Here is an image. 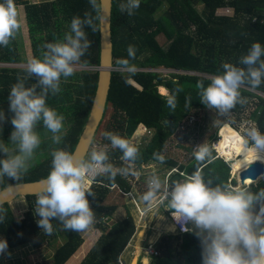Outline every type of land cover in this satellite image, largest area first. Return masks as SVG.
Masks as SVG:
<instances>
[{
	"label": "trees",
	"instance_id": "1",
	"mask_svg": "<svg viewBox=\"0 0 264 264\" xmlns=\"http://www.w3.org/2000/svg\"><path fill=\"white\" fill-rule=\"evenodd\" d=\"M122 2L126 0H112L110 28L113 65L124 66L121 60H128L131 66L137 68L164 66L189 70L192 74L170 72V76L166 77L153 70H136L127 75L112 71L107 102L98 128L102 130L103 150L108 154V163L115 169H131L132 167L121 159L123 153L118 148L111 147V141L104 133H118L123 138L130 139L139 126H144L152 128L154 133L148 142H143L142 147L138 148L139 155L134 164L140 166L141 163L152 160L160 162L154 158V154L158 153L165 158L160 163L171 166L176 162L162 154L165 141L173 133L178 122L194 107L207 108L200 102L197 83L202 81L207 86L210 77L205 75L221 74L222 65L225 63L244 67L239 64V60L247 54L253 43L259 42L264 47V0H140V7L132 16L119 11V4ZM15 3L23 8L32 58H42V52L46 50L43 46L46 43L62 40L64 34L70 31L74 17L84 18L86 12L92 11L89 0H15ZM199 4L202 8L197 12L195 6ZM164 6H167L166 10L160 15L157 14ZM225 9L233 10V14L220 12ZM253 18L258 21L254 23ZM85 31L91 41V47L78 64L83 68L76 70L71 77H62L61 91L56 95L49 94L46 101L48 106L65 117L64 129L60 133L61 142L53 143L52 133L43 127L42 121L38 123L36 131L40 134L42 143L29 162L28 172L19 180L5 177L3 183H0V191L12 184L47 178L51 171L54 150L64 148L73 153L97 85V70L88 69L87 66L99 64V31L97 29L93 32L88 27ZM20 33L19 30L7 47L0 46V111L7 117L6 122L0 123V140L6 144L10 143V136L14 131L8 96L12 85L17 82V77L26 76V67L12 66L27 60L22 56L24 41L19 39ZM159 35L165 38L164 44L157 40ZM129 45L135 46V59L128 56ZM261 59H264V56ZM129 78L141 89L129 84ZM35 82V78H32L27 80L26 84L30 86ZM158 87L168 90L169 95L159 94ZM177 88L183 90L177 93ZM255 89L264 92V80ZM240 91L247 102L243 105L237 104L231 111L248 112L247 115L264 133V98L247 89L241 88ZM256 97L259 101L254 99ZM186 98L191 100V105L187 107ZM170 100L175 101V109L169 107ZM50 147L52 150L49 152H42ZM209 149L211 157L202 162L195 159L193 165L186 166L187 173L192 174L201 166L206 181L212 180L214 185L236 187L235 179L229 182L230 165L222 159H212L214 153L210 147ZM4 158V154L0 153V159ZM129 174L132 172L129 171L126 177ZM109 175L107 173L98 178L102 185L90 187L93 195L88 199L95 213V229H98L100 234L80 264H118L119 254L126 244L130 245L131 239L136 237L133 236L136 224L129 211L126 209L122 219L113 220L117 206L104 203L110 192L109 187L116 185L122 191L129 190L123 175L117 173L114 179H109ZM248 188L252 192L259 191L264 188V179ZM36 198L37 196L25 197L28 206L21 219L16 218L9 203L0 206L5 210L0 213L5 216L0 223V239L7 240L8 248L27 243L36 247L47 241L56 248L53 264L73 262V255L77 254L85 241L83 231L65 230L58 221L53 220L52 234H45L37 223L39 217L34 211ZM105 218L106 223L103 221ZM189 228L185 234L166 236L159 244V254L152 257L150 264H202L201 242L191 231L190 224ZM140 232L145 233L143 228ZM143 238L144 236H141L142 241ZM128 244L125 249L129 247ZM137 256L136 259L132 256L130 264H136Z\"/></svg>",
	"mask_w": 264,
	"mask_h": 264
},
{
	"label": "clouds",
	"instance_id": "2",
	"mask_svg": "<svg viewBox=\"0 0 264 264\" xmlns=\"http://www.w3.org/2000/svg\"><path fill=\"white\" fill-rule=\"evenodd\" d=\"M105 3L106 0H89L92 11L86 12L84 18L74 17L70 24V31L64 34L63 39L46 43L43 46L46 50L42 52V58L29 60L26 76L17 77V82L12 85L8 101L9 111L13 114L11 124L14 131L11 133L10 143L6 144L0 140V153L5 156L4 159H0V183H3L5 177L10 180H19L28 172L29 162L42 143L41 136L36 131L38 123L42 121L43 127L52 133L53 143L61 142L60 133L64 129L65 117L48 106L46 101L49 94L56 95L61 91V78L74 75L76 65L81 62V58L91 47L85 28H91L93 32L97 31L99 22L104 19ZM139 7L140 0H126L119 4V11L132 16ZM20 28L21 22L15 0H2L0 2V46L7 47ZM127 53L130 58L135 59V46L129 45ZM262 56H264V47L259 42L253 43L247 54L239 60V64L244 67L225 63L222 65L221 74L208 75L210 83L207 86L202 81L198 82L196 88L199 90L200 102L210 110L215 109L221 116L229 115L237 104H245L247 101L241 95V88L245 86L258 88L264 80ZM121 63L124 66L112 65V67L127 68L119 71L122 73L136 70L155 71L159 67L137 68L131 66L128 60H121ZM160 67L173 70L169 67ZM87 68L97 70L98 66H87ZM112 71L115 70L112 69ZM180 71L189 70L179 69L176 73H181ZM32 78H35L36 82L30 86L27 85L26 81ZM128 82L137 87L132 78H129ZM182 90V88L176 89L177 93ZM190 105V98H186V107ZM169 107L175 109L174 100L169 101ZM6 120L5 113L0 111V123ZM181 121L182 119L178 124ZM189 127L191 131H194L193 126ZM219 128L212 141L199 143L201 145L195 148L192 160L202 162L210 158V147L214 153L212 159L218 158L227 162L232 175L231 161L216 156V151L211 147V143H216L220 138ZM104 136L111 141L112 148H118L123 153L121 159L132 168L115 169L111 163H108L109 157L104 150L92 151L88 160L78 158L64 148L54 150L51 171L43 181L45 188L37 196L34 210L35 215L39 217L38 226L45 234H52L53 220L58 221L65 230L76 232L87 230L94 224L95 213L88 199L93 193L90 191L88 177L97 172L108 173L109 179H114L117 173L126 175L131 171L132 174L123 176L129 187L137 183L144 184L141 176L150 174L147 179L148 191L145 189L142 193V199L147 206L145 208L148 209L149 204L157 198L162 187L163 176L155 175V169L150 168L149 165L154 164L165 169L166 167L160 163L164 161V156L156 153L154 158L160 162L152 160L137 166L134 162L138 158V148L142 147V140H138V144L133 142L132 137H136V134H133L130 139L113 132H105ZM246 136V152L250 156H246L245 159L255 163L264 157V133L258 127L252 126L247 130ZM249 143L250 146H248ZM186 147L190 149V144ZM179 166V164L171 165L166 173L172 167H178L180 171H184ZM144 169L145 172H143ZM184 172L186 173V169ZM174 175L179 177V174ZM129 180L132 182L129 183ZM169 185L171 186L170 183ZM8 187L11 188L12 185ZM164 195L168 199V207L174 210L171 212L172 216L183 218V230H189L187 225L190 224L191 231L200 240L202 264H264V188L252 192L244 186L214 185L212 180H205L201 166H198L191 175L183 180H177L171 190L165 191ZM131 200L137 203L136 200ZM4 211L0 207V213ZM4 218V215H0V223ZM7 249V240L0 239V255Z\"/></svg>",
	"mask_w": 264,
	"mask_h": 264
},
{
	"label": "rangeland",
	"instance_id": "3",
	"mask_svg": "<svg viewBox=\"0 0 264 264\" xmlns=\"http://www.w3.org/2000/svg\"><path fill=\"white\" fill-rule=\"evenodd\" d=\"M167 6H164V8L159 11V13L157 14H161L164 10H166ZM202 6L196 5L195 9L197 12H200ZM18 12H19V19L21 22V28H20V40L24 41V45L22 44V56L25 57V59L27 58V60H24L21 63H15L12 66H22V67H26L27 63L29 60L32 59V52H31V47H30V42H29V38H28V34H27V30L25 27V21H24V13H23V8L22 6L18 5ZM157 15V16H159ZM157 40L164 44L165 42V38L162 35H159L157 37ZM24 47V48H23ZM83 67H81V65H76V70H81ZM155 71H158V73H160L162 76H170L169 69H163L162 67H158L155 69ZM174 72H179V69L177 68H173ZM171 72V71H170ZM127 73H129V71H123L124 75H127ZM188 74H192V73H188ZM206 77H210L208 75H205ZM136 83V82H135ZM137 84V83H136ZM138 89H141V87L139 85H137ZM163 88L158 87L157 91L159 94L164 95V96H168L169 92L168 90H166L165 88L163 89V91H161ZM256 101H259L258 98H254ZM247 113L245 112H240V111H231L229 115L226 116H221L215 109H208V108H199V107H194L191 111H189V113L184 116L182 118V121L185 120L186 118L190 117L191 118V123L189 124V126H193L194 127V131L197 130V132H199V134L202 136V142H208V141H212L214 138V134H216L219 126L225 124L226 120L230 121V123H232L235 127H237L240 132H242L243 134L246 135L247 130L252 127H258L257 123L250 118V116L247 115ZM108 118L105 120L107 121ZM103 124V123H102ZM101 126V125H100ZM198 126V128H197ZM220 126V127H221ZM178 130V127L176 126L174 133L171 134L167 140L165 141V148L163 149L162 153L164 155L169 154L170 156H173L172 152V140H173V135L175 134V132ZM101 128L99 130H97L95 136H94V144L97 145L96 148L98 150H103L104 149V144L101 143ZM154 130L152 128L147 129V128H143L141 126H139V128L137 129L136 137H132L133 142H137L138 144V140H142V143L145 142L146 140H148L152 134H153ZM247 137V136H246ZM142 138V139H141ZM187 149V147L185 148ZM50 150H52V148H48L46 151H42V152H49ZM93 150L90 149L89 152L87 153V155L85 156V160H88L90 158L91 152ZM184 155V154H182ZM187 155V154H186ZM176 158V157H175ZM181 160V157H178ZM243 159V158H242ZM240 159V160H242ZM186 160L187 157H186ZM190 163L194 164V161H191ZM237 164V163H236ZM236 166V165H235ZM149 169V168H148ZM149 171H151V169H149ZM143 174V172H141ZM234 174H235V169H234ZM232 174L230 177V180H236L237 181V186H241L243 187V185H240L237 177ZM124 177L126 175H123ZM150 176V174H146V175H142L141 176V181H143L144 184L147 185V179ZM184 178H182L183 180ZM261 179H264L261 178ZM260 179V180H261ZM129 183L132 182V180L128 181ZM250 185H244V187H249ZM110 192L109 195L107 196L106 200L104 201V203L106 205H116L117 206V211H116V217H123L127 210L129 211L130 215L133 217V210H136L135 206L133 205H129L127 207L126 203H125V199H133V200H142V196L141 194L143 193L142 189H139L138 187H133L131 189L130 195H122L120 193V190L114 187H109ZM145 190V189H144ZM15 201V202H14ZM10 204V207L13 210L14 215L16 216V218L21 219L23 217L24 211L27 209V201L25 200V198L23 197H19L16 200H13ZM124 207H127L126 209H124ZM126 210V211H125ZM132 213V214H131ZM115 218V215H114ZM135 221V220H133ZM139 224L141 223V220H138ZM109 223V221H108ZM136 224V221H135ZM138 225V224H137ZM137 227V226H136ZM106 228H108V226H106ZM137 231L139 230L138 227L136 229ZM83 234V238H84V243L81 245L80 250L77 251V254H74L72 257V261L73 262H69L67 264H80L82 259L85 257V255L88 253L87 249L89 248V246L94 242L95 238H97V236L100 234V231L98 229H95L94 224L88 228L87 230L82 232ZM141 233V236H144L145 233ZM175 233V231H174ZM88 243V244H87ZM135 248V247H133ZM131 248H129L130 250ZM56 251L55 245H51L50 243H48L47 241L45 243H42L39 246H33L30 243H27L23 246H19V247H13V248H8L7 251L0 255V264H53V256L54 253ZM9 253L11 255H9ZM137 254V252H136ZM120 261V259H119ZM122 262V261H120ZM123 264V263H122Z\"/></svg>",
	"mask_w": 264,
	"mask_h": 264
},
{
	"label": "water",
	"instance_id": "4",
	"mask_svg": "<svg viewBox=\"0 0 264 264\" xmlns=\"http://www.w3.org/2000/svg\"><path fill=\"white\" fill-rule=\"evenodd\" d=\"M111 9L112 0H106L104 8V19L99 22V64L97 68V85L94 97L91 102L90 110L79 135V140L73 151V154L78 158L84 159L91 147L93 138L99 128V124L103 118L107 96L110 89L113 53H112V40H111ZM262 175H264V162L256 161L251 163L240 174L241 184L247 185L245 181L251 179L252 183L258 182ZM178 175H174L170 181L173 185L178 180ZM41 179L33 182H23L19 184H12V187H5L0 191V206L6 203H11L19 197L38 196L45 184Z\"/></svg>",
	"mask_w": 264,
	"mask_h": 264
},
{
	"label": "crops",
	"instance_id": "5",
	"mask_svg": "<svg viewBox=\"0 0 264 264\" xmlns=\"http://www.w3.org/2000/svg\"><path fill=\"white\" fill-rule=\"evenodd\" d=\"M220 12L223 14H231V15L233 14V10H231V9H225V10H222ZM228 126H230L232 129H234L231 125H228ZM229 143H231V141H229ZM171 153L173 154V156H170L169 154H167L166 157L173 160L174 162H176L174 165L179 164L180 165L179 167L183 168L184 171H185L186 166L188 164L193 165L192 163H190L191 162L190 159L186 160V157H187L186 154L182 155V154H180L181 152H178V151H175V152L172 151ZM179 156L181 157V160L178 158ZM248 156H250V154ZM242 158H244V156H239L237 159L240 160ZM233 160H234V162H233V174H234L235 165L238 161H236V159H232V161ZM192 161H195V159ZM229 161H231V160H229ZM156 164H160V163H156ZM162 165L166 168L162 169L160 166H157L154 164L149 165V167L152 169H155V175H157V176L162 175L164 178L166 171H167V168H169L170 166H168L167 164H164V163H162ZM145 169L143 172H145ZM186 173H187V171H186ZM187 174L191 175L189 173H187ZM163 178H161L162 182H163ZM182 178H184V177L178 178V180H182ZM237 180H238L239 184L241 185V181L239 179H237ZM145 182H147V181H145ZM229 182H231V181L229 180ZM173 185H171V186L169 185L167 187V189H164L165 186H164V182H163L162 187L160 189V192L158 193L157 196H159L165 190L170 191L171 187ZM127 186L129 187V185H127ZM133 187H138L139 189H142L143 191H144V189H147V191H148V186L146 184H141V183L133 184V185H131V187H129V190L131 191V189ZM141 196L143 197V194H141ZM125 200H126L125 203H126L127 207L131 204V205L135 206V208H136V210H133V212H135V213H133V214L131 213V214L133 215V220L136 221V226L138 227L139 230L135 231V234H137V235L133 234V236H136V237L132 236L133 239H131L132 237L130 238L132 240L131 244L129 245L127 243L129 245V247L127 249H125V247L127 246V244H126V246L124 247L122 252L119 254L118 261L120 259V261H122L121 263L130 264L132 256H133V259H136V256H137L136 252L138 253V250L140 249V242L142 241L140 230L143 228L145 235H144L143 241L141 242V249L139 250V254L137 256L138 259H137L136 264H138L139 262H141L142 264H150L152 261V257L155 255H150V253L147 251L148 246L151 245L152 248L154 250H156L159 254V251H160L159 244L162 243L163 239L166 236L175 235L177 233L176 230L174 229L172 222H171V219L169 217V213H171L174 210H171L168 207V199H163L162 201H157V198H156L154 201L151 202V204H153V206L151 208H149V210L146 212V214L143 216H140L141 215L140 211L147 209V208H145V207H147V206H145L146 202H144V200L142 199L141 201L138 200L137 201L138 204H137L136 202H133L130 198L125 199ZM151 204H149V205H151ZM138 207L140 208V210ZM126 208H124V209H126ZM117 210L118 209H116V211ZM116 211L113 213V216H112L113 220L114 219H116V220L122 219L125 216L124 215L123 217H116ZM114 215H115V218H114ZM138 220H141L140 224H139ZM137 227H136V229H137ZM174 231H175V233H174ZM90 246H89V248H90ZM133 247H135V248H133ZM89 248L87 249V251H89ZM129 248H131V249L129 250ZM78 250H80V248ZM118 264H119V262H118Z\"/></svg>",
	"mask_w": 264,
	"mask_h": 264
},
{
	"label": "built area",
	"instance_id": "6",
	"mask_svg": "<svg viewBox=\"0 0 264 264\" xmlns=\"http://www.w3.org/2000/svg\"><path fill=\"white\" fill-rule=\"evenodd\" d=\"M257 21H258L257 18H253V22L254 23H256ZM112 69L113 70L122 71V70L127 69V68H123V67H120V66H113ZM169 71H173V70H169ZM180 72L181 73H192L190 71H180ZM242 88L245 89V90L246 89L250 90L254 94L259 95V96L264 98V92H262L260 90L253 89V88H250V87H247V86L242 87ZM190 123H191V118L188 117V118H186L185 120L181 121L178 124V126H177L178 130L173 135V140L171 142L172 143V149L171 150L173 152H175V151L181 152L180 154H184V155L187 154V159L192 160L194 158L193 152H194L195 148L197 146L201 145V144H199V143H201V135L199 134V132H197V130L191 131V128L189 127ZM216 143L212 142L211 143V147L216 151V156L222 157L221 154L217 151ZM187 144H190V149H185ZM96 146L97 145H95L94 142H93L92 143V150L93 151H98ZM163 148H165V145L163 146ZM106 174L107 173H104V172H97L96 174L90 175L88 177L89 186L102 185V183L99 182L98 178L100 176H104ZM174 174H179V178H181V177L186 178L188 176L184 171H180V169H178V167L170 168L169 171L165 174V177L163 178V182H164V186H165L164 189H167V187L169 186V183H170V179H171V177ZM112 187L117 188V189L120 190V188L117 187L116 185H114ZM165 191H167V190H165ZM165 191H163L162 194L157 196V201H162L163 199H167L165 197V195H164ZM120 193L122 195H124V196L127 195V194L130 195V193L122 191V190H120ZM152 206H153V204H151L149 206V208H151ZM149 208L146 209V210L140 211V214H141L140 216L145 215L146 212L149 210ZM139 210H140V208H139ZM169 217L171 219L173 227L175 228V230H176V232L178 234H184V233H187L190 230L189 225H187L189 230L188 229H185V231L183 230L182 227H183V224H184V220H183L182 217L174 218L171 213H169ZM103 221L106 223L107 222V218H105ZM147 249H148L147 251L150 253V255H157L158 254V252L156 250H154L151 245H149ZM118 262H119V264H122L120 261H118Z\"/></svg>",
	"mask_w": 264,
	"mask_h": 264
},
{
	"label": "bare ground",
	"instance_id": "7",
	"mask_svg": "<svg viewBox=\"0 0 264 264\" xmlns=\"http://www.w3.org/2000/svg\"><path fill=\"white\" fill-rule=\"evenodd\" d=\"M161 91H163V89ZM228 125L231 124L226 122L219 128L220 138L216 143V148L217 151L221 154V156L225 158V160L227 161L231 160L232 174H233V162H234V160L232 161V159H236V161H238L235 166V176L237 177V179L241 181L240 179L241 172L244 171V169H246L251 164L245 159V157L249 155V153L246 152V146H245L246 135L240 132V130L237 127L231 125L234 128L232 129ZM229 141H231V143H229ZM239 156H244V158L242 160H238L237 158ZM258 161L264 162V157H262V159ZM261 177H264V175H262ZM247 181H251V182L246 183ZM245 183L249 185L252 183V180L247 179Z\"/></svg>",
	"mask_w": 264,
	"mask_h": 264
}]
</instances>
